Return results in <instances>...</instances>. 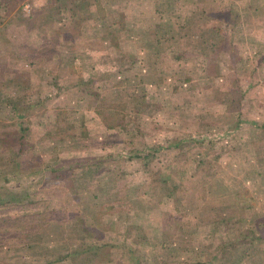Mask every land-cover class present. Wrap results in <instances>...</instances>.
I'll list each match as a JSON object with an SVG mask.
<instances>
[{
	"label": "rangeland",
	"instance_id": "1",
	"mask_svg": "<svg viewBox=\"0 0 264 264\" xmlns=\"http://www.w3.org/2000/svg\"><path fill=\"white\" fill-rule=\"evenodd\" d=\"M61 1L0 0L3 27L30 32L17 63L36 67L30 100L1 104L31 116L0 123V264H264L262 0H159L162 17L180 24L194 6L218 26L199 22L204 44L183 39L142 69L128 53L108 65L140 30L100 13L127 0Z\"/></svg>",
	"mask_w": 264,
	"mask_h": 264
},
{
	"label": "crops",
	"instance_id": "2",
	"mask_svg": "<svg viewBox=\"0 0 264 264\" xmlns=\"http://www.w3.org/2000/svg\"><path fill=\"white\" fill-rule=\"evenodd\" d=\"M159 0H144L143 4L141 3V0H127L126 2L124 1V9L116 10L114 11L113 8L110 10H106L105 14L100 13V17L104 19L105 25L109 22L112 26L116 25V22L118 21H123V15L124 19L129 20L130 23L127 24L129 25H137L138 30H142V34L140 31L137 33V35L133 34L130 36V32L126 30V34L129 36H125L124 33L121 35V49L118 48V52L114 53L111 59H108V65L112 66L114 64H122L123 66L125 65V59L123 58V55H134L135 59L138 61H132L130 63V67L133 65H136L137 67L142 69V64H152L155 62H158L159 58L157 57L158 55L162 54L164 51V48L167 47L168 49L174 48V46L181 40H186L190 39L192 43H205L204 40H197V39H192L193 37H204L201 33L199 34L195 29L198 28V23H201V31L200 32H207L212 28L213 26H218L217 24H214L215 22L210 21V18L208 15L205 13H209L206 8L201 9L203 12L200 13L198 16L197 14L193 13V8L188 7L186 11V15L184 16V20L182 22H179L176 20L174 17H162L161 13H157V8L156 4ZM61 2H65V0H62ZM194 3V2H193ZM261 6H263L264 10V0L260 2ZM195 5V3H194ZM256 7V5L254 4ZM254 7V8H255ZM260 8V7H259ZM261 9V8H260ZM94 10V9H93ZM92 10V11H93ZM102 10V9H101ZM142 10H145L143 15L140 16V12ZM219 10V9H218ZM160 11V10H159ZM184 11V12H185ZM261 11H258L257 9L255 10V18L261 19V20H255L254 23L257 24V26L252 27V31L256 37L258 36V32H262L264 34V15H260ZM119 13L120 14V19H114L115 14ZM131 13L136 15V17L131 16ZM96 18V17H95ZM242 21V24L245 23V21L238 20V18H233L232 23H231V32L233 33L235 29V25L239 24ZM57 22H62L58 21ZM195 22V23H194ZM9 24V23H8ZM5 27H3L4 24L0 23V111L2 110L3 107H1L2 103H8L12 107H15L17 105V102H23L24 100L29 101L30 100V93H29V88L30 86L33 85V74L34 69V64L30 63V59L25 60L23 63H17V54L28 56L31 54L28 52L27 49V39L29 35V31H27L25 24L19 23L18 26L15 25V22H12ZM249 24V23H248ZM122 25V24H121ZM121 25L118 27L119 29L121 28ZM153 25V26H151ZM151 26V27H150ZM195 27V28H194ZM245 27V26H244ZM57 28V27H56ZM126 27L123 26L121 28V31H123ZM247 28L250 30L249 25H247ZM66 23L62 22L61 25H58V31H62V34L58 33L63 39L66 37ZM75 29V28H74ZM65 31V32H64ZM151 32L153 34V38L156 40L152 42V44L149 47H146V39L144 38V33ZM255 31H257L255 33ZM70 32H67V36L69 35ZM73 34V33H72ZM71 34V35H72ZM70 37V36H69ZM160 37L162 38L160 41ZM165 37L167 40H165ZM94 38V37H93ZM98 38V37H97ZM19 40H23V46H18L19 45ZM62 39V40H63ZM76 37L73 38L71 41H75ZM85 47L91 46V45H84ZM82 44V48L84 47ZM74 47V46H73ZM77 47V45H75ZM106 47L105 50L102 51H95L97 53H92L91 51H94L91 47L90 52L93 54V57L89 53L90 59H98L99 57H105L106 55H111V46H104ZM23 51V52H22ZM60 51V52H59ZM58 53V62H60L61 65H64L65 61V50L62 48L60 49ZM19 52V53H18ZM146 56V57H145ZM96 57V58H95ZM85 58V55H84ZM41 60V59H40ZM75 63H80L78 59L74 58L73 59ZM84 60V59H83ZM209 60V59H208ZM29 62V63H27ZM214 62L212 61L213 64ZM41 62L38 63V67H41ZM215 64V63H214ZM158 65V63H156ZM218 66V64L216 63ZM210 67V65H209ZM109 68V67H106ZM39 70L41 68H38ZM162 68L160 67L159 70ZM210 69V68H209ZM211 70V69H210ZM37 76V75H36ZM209 76V75H208ZM41 74L38 76V80H41ZM39 82H37L38 84ZM28 89V91H27ZM23 93V94H22ZM13 109V108H12ZM235 110V109H233ZM25 110L23 109L22 111H19V113L11 112H4L0 113V123H6L1 120H6L7 115L8 117L11 118H28L31 116V114H28L27 112H24ZM8 113V114H6ZM5 114V115H4ZM254 120H257V116L252 117ZM9 119V120H10ZM251 120V117L249 118ZM8 120V121H9ZM110 125H112L110 123ZM183 137L178 139L179 141L183 140ZM8 141V140H7Z\"/></svg>",
	"mask_w": 264,
	"mask_h": 264
},
{
	"label": "trees",
	"instance_id": "3",
	"mask_svg": "<svg viewBox=\"0 0 264 264\" xmlns=\"http://www.w3.org/2000/svg\"><path fill=\"white\" fill-rule=\"evenodd\" d=\"M234 100L236 101V107L239 105V104H241V100H242V95L241 94H239V92H236L235 93V96H234ZM233 104V103H232ZM234 106L232 105V106H229V108L228 109H230V110H232V109H235V108H233ZM182 141V140H181ZM180 141V142H181ZM174 144H179V140H176V141H174ZM148 155V154H147ZM264 221V220H263ZM254 223H258V222H254ZM251 229H253V228H251ZM251 238L252 239H250L251 241H254L256 244L257 243H259V242H261L262 241V238H263V235H260V234H253L252 233V235H251ZM255 244V245H256Z\"/></svg>",
	"mask_w": 264,
	"mask_h": 264
}]
</instances>
